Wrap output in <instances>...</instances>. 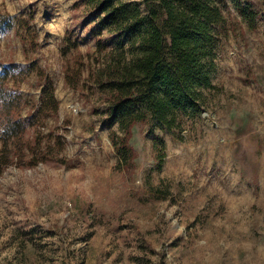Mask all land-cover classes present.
<instances>
[{
	"label": "rangeland",
	"instance_id": "374dc122",
	"mask_svg": "<svg viewBox=\"0 0 264 264\" xmlns=\"http://www.w3.org/2000/svg\"><path fill=\"white\" fill-rule=\"evenodd\" d=\"M77 0H0L12 16L32 13L33 52L55 82L68 164L10 166L0 177V264H264V0L243 21L225 0L214 88L180 126L154 128L165 156L157 168L151 125L133 128L134 168L121 169L111 134L89 99L69 88L60 47L69 27L93 45L75 17ZM143 5L141 0H130ZM82 10V9H81ZM0 58L24 63L15 31L1 35ZM24 92L37 96L34 77Z\"/></svg>",
	"mask_w": 264,
	"mask_h": 264
},
{
	"label": "trees",
	"instance_id": "16d2710c",
	"mask_svg": "<svg viewBox=\"0 0 264 264\" xmlns=\"http://www.w3.org/2000/svg\"><path fill=\"white\" fill-rule=\"evenodd\" d=\"M245 23L254 28L259 12L250 0H234ZM77 0L75 17L93 45L82 52L86 40L77 27L63 35L60 55L65 84L89 99L99 92L106 102L93 112L106 123L118 120L112 145L121 169H133L130 143L139 123L172 130L179 114L198 113L204 90L214 88L212 73L224 22L225 0ZM82 9V10H81ZM14 30L23 43L25 62L0 58V177L12 165L33 168L40 163L68 164L64 155V127L55 82L33 52L40 47L32 13L12 16L0 5L1 35ZM34 77L37 96L24 92ZM157 168L165 156L164 143L154 133ZM159 264H163L160 262Z\"/></svg>",
	"mask_w": 264,
	"mask_h": 264
}]
</instances>
